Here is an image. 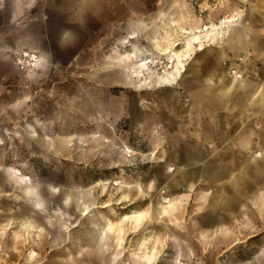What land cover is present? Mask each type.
Returning a JSON list of instances; mask_svg holds the SVG:
<instances>
[{"label": "rangeland", "instance_id": "obj_1", "mask_svg": "<svg viewBox=\"0 0 264 264\" xmlns=\"http://www.w3.org/2000/svg\"><path fill=\"white\" fill-rule=\"evenodd\" d=\"M233 1L36 0L32 19L0 21V264H60L65 247L64 264H113L108 252L84 243L79 255L60 240H73L78 228L85 234L97 224L102 230L107 219L121 224L124 215L139 210L146 220L128 235L129 244L140 236L157 240L160 264L170 262L167 251L180 250L186 264H264V96L245 98L254 91L251 85L263 89L264 65H249L248 59L236 65L235 38L184 56L182 77H157L153 88L128 79L129 62L110 63L130 50L122 39L131 24L140 33L133 40L158 53L140 21L168 27L170 15L181 14L191 23L200 19L203 28L232 14L218 16L225 9L217 8ZM262 1L256 0L255 10H264ZM220 30L222 36L226 28ZM199 34L192 42L196 51L201 40L211 42ZM32 48L49 55L43 69H34L24 55ZM255 57L263 58L264 49ZM158 60L151 62L153 74H176L168 55ZM238 73L247 82L221 93L224 78ZM211 96L219 102L216 111L206 105ZM188 149L221 153L215 160H222L226 176L218 181L195 173L187 184ZM207 190L212 193L198 194ZM70 192L74 198L67 203ZM176 197L181 201L174 212L162 216L166 199Z\"/></svg>", "mask_w": 264, "mask_h": 264}, {"label": "crops", "instance_id": "obj_2", "mask_svg": "<svg viewBox=\"0 0 264 264\" xmlns=\"http://www.w3.org/2000/svg\"><path fill=\"white\" fill-rule=\"evenodd\" d=\"M35 2H36V0H0V21L2 22V19H4V17H5L8 20H10V22L17 24V23H20L19 21H21V20L28 19V18L32 19L33 15L29 14V13H31L30 9L32 7H34ZM255 3H256V0H252V1H250V0H234L233 3H231V4L229 2L224 4L225 7L224 6L218 7L217 9H222V11L225 9V11L220 12L218 14V16L221 14H224V13H237L240 16L241 22L233 24L231 26H228L226 28L225 32L223 33L224 35H222V36L221 35L216 36L215 32L211 31L210 29H208L209 31L207 30L206 32L201 31L204 35L200 34V35H203L202 37L209 35L208 39H210V41H211L210 42L211 45L208 44L209 46L219 45L226 38H231V39L235 38V40L237 41L236 43H238V44H235V47L237 50V53L235 54L237 56L236 63H235L236 65H237V62L239 61V59L241 60V63H243V61H246V59H248L247 62H249V65H262V64L264 65V63H263L264 57L263 58L255 57L257 54L260 53V51L262 49H264V26H261L262 24H264V10H261V11L255 10V7H253V5ZM262 3H264V0L262 1ZM3 11H5V12H3ZM161 18H160V20H162ZM170 18H171V21H170V25L168 27L165 25L164 26L161 25L157 20H155V22L152 25H149L148 22H146L144 20L139 22L140 25L149 27L148 28L149 29L148 40H149V42H151L152 49H158L159 50L158 53H153L151 50L147 49L146 47H141L136 40H133V39H136V37H138L140 33L137 31V29H135L134 25L131 24L130 27L132 28V30H130L128 32V35L122 39L123 42H129L131 48L125 54L122 53L120 55L122 58L118 57V58H116V60L114 59L115 61L113 60L114 62L111 60L110 61L111 65H114L116 63L127 64L129 62V65L126 66L125 71L127 73L128 79L131 82L138 81L139 85L143 88H148V87L153 88V87L157 86V82H156L155 78L158 77L161 79L164 75H158V74L149 75L150 74L149 73L150 68L144 67L143 63L139 62V60H137L134 57V54H135L134 52L141 53L142 57H144L148 60L151 59L152 61H154V60L156 61V60H158V57L160 56V54L168 55L167 51L170 49L173 50L175 48V46H176L175 44H177L178 40H181V41H179L180 43L181 42L184 43L185 41L187 42V39H188V43H190V42L192 43L194 41V39L196 38V36H198V35H196L197 34L196 29L201 27L200 26V23H201L200 19H195L194 23H191V22H189V18H187V16L181 15V14L180 15H170ZM167 22L169 23V21H167ZM177 25H179L178 27L180 29L176 27ZM172 26L173 27L175 26V28L173 29ZM17 27H18L17 29H19L20 26H17ZM137 27H139V26H137ZM169 27H172V29L170 30V33H168L169 30H165V28L168 29ZM213 27H215V25H213ZM155 30H157V31H155ZM231 30L235 31L234 36H233V34H231ZM260 30H262V31H260ZM210 32H213V33H211V35H210ZM221 32H220V34H221ZM17 33L18 32H16V34ZM210 36H212V38ZM225 42L229 43L227 41H225ZM204 44H205V42H204ZM237 45H239L240 47H238ZM206 46H207V44H206ZM206 46L203 50H205L207 48ZM176 49H178L177 46H176ZM230 49H232V48H230ZM198 52H201V50L199 49V50H197L196 53L193 52L192 54H198ZM226 53H227V51H226ZM252 53H253V55L251 56L250 54H252ZM151 54L153 56L152 58H150ZM24 55L31 57L30 63H32L31 64L32 67L34 66V69H43L46 66L47 60L49 59V55L46 52L37 51L35 48H32V51H30V50L24 51ZM145 55H146V57H145ZM248 55L250 56L249 58H247ZM41 58H42V60H40ZM178 61H179V59L176 60V64L174 66L176 74L173 71H169L170 75L164 76L161 80H166V79L170 80L171 78L175 79L176 77H178L177 75H179V77H182V72L186 70V65H187L186 63H188V62H185V63L182 62V64H179ZM176 65H177V67H176ZM132 68H135L137 70V72L133 74ZM143 78H144V80H143ZM210 79L211 80L214 79V74H211ZM224 79H225V82H224L225 89H223V91L221 93L226 94V95L231 90V88L235 86L236 83L245 84L247 82V81H245V77H242V78L238 77L237 78V76H234V75L231 76L230 79L229 78H227V79L224 78ZM197 81H198V83H200V82L205 83V81H201V79H197ZM218 82H219V80H218ZM251 86H252V89H254V91L253 90L250 91V96L249 95L245 96V98L246 97L250 98L251 96H257V95H258V97L264 96V87H263V89H261L260 85H259V87H256L255 85H251ZM211 93H212V91L210 90V94ZM207 94H208V88L204 86V97L205 98H206ZM223 94H222V96H221V94H218L219 97L221 96L220 102H221V100H223ZM212 98H213V96H211V100L209 101V104H208V101L206 102L207 103L206 105H209V108H213L216 111V110H218L217 106H219V102H214ZM242 102L244 104L245 103L248 104L249 100H248V98L243 99ZM223 103H225V102H221L220 104H223ZM213 114H215V113H213ZM220 124L221 123H219V125ZM189 146H194L195 148L200 147L196 143H190ZM187 151H188L187 155H184L186 158L185 160L187 161L186 164H189V165L185 166V168H184V171H186V173H187V174L185 173L186 174L185 179L187 181V184L192 180V176L197 178V176H195L197 174H198V176L200 175V176H204V177L210 176L211 179L218 180V181L222 180L226 176L225 172L227 171V169L221 163L222 160H220V162L218 160H215V159L220 158L222 156L221 153L219 154L220 157H218L217 154L216 155L215 154L210 155V153L208 156H206V153H203L201 150H195L194 152H191L190 149H188ZM207 158L210 160H208ZM201 161H203V162L205 161L202 166L195 165V162H201ZM183 166L184 165L177 164L176 167L178 169H181V168H183ZM195 173H197V174H195ZM183 177H184V175H183ZM196 183H197V180L194 181V183L191 186H189L190 190H193L196 188V187H194V185ZM210 192H211V190L200 191V192H198V194H201V193L209 194ZM111 221L112 220H110V219L105 220V223H104L105 225L102 227V230H100L101 229L100 225L96 224V226H94L93 228H96L97 234L95 233L93 236H89L88 234H86L87 228L85 229L86 235L84 234V232L82 231L81 228H78L76 231V234H75L76 236L73 238V240L69 241L68 235L63 236L62 239L60 240V246H62V245L66 246L67 244H71L72 247H75L76 252H78L79 255H81V251L83 250L82 247H83L84 243H87L90 247L96 248L98 251L108 252L110 255H112L111 259H112L113 264H118L119 261L123 260V259L124 260L126 259L125 264H150V262L147 261L145 256L143 254H141L140 250L138 249L139 245L142 243V238H147V237L140 236L138 238V240H136L134 243L129 244L130 234L132 232L137 234L138 231H140V230H137L138 225L135 223L134 224L129 223V225H126V227L128 228L127 230H128L129 236L127 235L126 242H125V246L127 248V250L125 252L126 254L122 256L121 254H119L121 252L120 251L121 248L118 245V234L112 232V230H110V229L108 231V225L107 224H108V222H111ZM112 222H114V221H112ZM117 223L118 224H116V222H114L116 227H119L121 224H119L120 222H117ZM140 227H139V229H140ZM134 228H135V230H133ZM157 242L158 241L156 240V244L158 246V249L160 250V255L156 259L155 264H160V263H158V261H159L160 257L162 256L163 251L161 250V248L159 246L160 244H158ZM112 244H113V246H112ZM136 244H138V245L136 246ZM134 245L136 247H134ZM67 248L69 249L68 250L69 252H73V251L75 252V250H73L71 247L70 248L67 247ZM53 249H54L53 246H51V252ZM63 250L60 249V256H59L60 264H64V261H63L64 259L61 256H62V254H64L66 247ZM166 254H167L166 259L170 260V262H168L167 264H178L177 259L181 260V256L183 255L181 250L178 252L177 251L176 252L175 251H167ZM78 257L79 256L75 253L73 258L76 259ZM164 258L165 257L163 256V259ZM159 262H162V258H161V261H159ZM181 262H183V261L181 260ZM183 263L186 264L185 262H183Z\"/></svg>", "mask_w": 264, "mask_h": 264}, {"label": "bare ground", "instance_id": "obj_3", "mask_svg": "<svg viewBox=\"0 0 264 264\" xmlns=\"http://www.w3.org/2000/svg\"><path fill=\"white\" fill-rule=\"evenodd\" d=\"M238 16L239 17V14L237 13H232L231 15H229V20H227L228 22L227 23H213L211 26L207 25V26H204L203 28H197L196 31L197 32H206L208 29H210L211 31L215 32L216 36H220V29L222 28H227L228 26H231L233 24H236L235 23V18H238L236 17ZM226 21V20H225ZM224 21V22H225ZM241 22V21H240ZM213 25H215V27H213ZM157 31V30H155ZM209 31V30H208ZM213 32H210V35L211 33ZM191 34V33H190ZM197 35V34H196ZM200 35V34H199ZM204 35V34H203ZM224 35V34H223ZM199 37V36H196V38ZM212 38V36H210ZM215 37V36H214ZM216 38V37H215ZM168 39V38H167ZM183 39V38H182ZM204 39V38H203ZM210 40V39H209ZM156 41V40H155ZM167 41V40H166ZM199 41V40H198ZM214 41V40H213ZM202 44H201V47L199 48L201 51L205 48L206 46V43L204 45V41H202ZM151 43V42H150ZM180 42H177V44H175L176 46L179 45ZM167 44V43H166ZM197 47L200 46V43H197ZM208 44L211 45L210 42H207V46H209ZM165 45V44H164ZM166 46V45H165ZM176 46L173 50H166L168 53V56L172 59V65L171 67L175 66L176 64V60L179 59V64H182V60L186 59L184 58V56H189L191 57L192 53H196L197 51L195 50V44L194 43H188L186 44V46L182 49H176ZM172 47V46H171ZM165 49V48H164ZM139 51V50H138ZM134 52V51H133ZM134 57L139 60V62L143 63L144 67L146 68H150V74L149 75H154L153 72L151 71L152 69V65L150 62H152L151 59H146L144 57H142L141 53L139 52H134ZM154 53V52H153ZM37 54V53H36ZM45 56V55H44ZM48 57V56H47ZM121 57V56H120ZM146 57V55H145ZM122 58V57H121ZM42 60V58L40 59ZM155 61V60H154ZM159 60H156L155 61V65L158 63ZM171 61V60H170ZM114 62V61H113ZM154 63V62H153ZM32 63H30L31 65ZM34 67V66H33ZM36 67V66H35ZM177 67V65H176ZM131 69V68H130ZM237 69L234 70V74H237ZM132 72L133 74L137 72V70L135 68H132ZM148 72V71H147ZM165 74V73H164ZM129 76V75H128ZM158 76V75H157ZM240 76V74L238 73L237 75V78ZM242 76V75H241ZM164 77V76H163ZM162 77V78H163ZM161 78V79H162ZM172 79V78H171ZM230 79V78H229ZM228 79V80H229ZM167 80V79H166ZM238 81V80H237ZM243 83V82H242ZM131 85V83H130ZM148 85V84H147ZM40 123L44 124V122H41ZM30 128H32L33 130H35V134L40 136V134L37 132V129L35 127L34 124L32 123H29L28 124ZM44 155V154H43ZM258 155H261L258 154ZM171 171L174 170L175 168L171 165L170 168H169ZM169 170V171H170ZM28 177L25 178V176H21L20 177V180L21 181H26ZM28 187V186H27ZM71 192L69 193L67 199H66V202L69 203L70 201H72L71 199L74 198L72 197L71 198ZM84 200V199H83ZM86 200V199H85ZM168 203H164V205H162V207L159 209L160 213L162 214V216L168 214L170 211H173L174 212V209L178 206V204L180 203V199L179 197H176L175 199H172V200H168ZM75 202V201H74ZM39 206H44V203L42 201L38 202ZM83 209H84V214H89L90 211H91V208L90 206L86 203V204H83L82 205ZM94 207V206H93ZM40 209H44V208H40ZM68 209V208H67ZM37 211H40L39 209H36ZM69 211V209H68ZM172 212V213H173ZM68 213V212H66ZM174 214V213H173ZM146 215L147 213L144 211V210H139V211H134L132 214H126L123 216V218L120 220L122 223L119 227H116V225L114 224V222H108V229L112 230V232L114 233H117L118 234V245L120 246L121 248V252L119 254H121L122 256L125 255L126 253V246H125V242H126V237L128 235V228L126 227V225H129V223H132V224H137L138 225V228L137 230H139V227L142 226L146 220ZM91 216V214H90ZM148 218V217H147ZM153 219V218H152ZM79 221V220H78ZM32 222V221H31ZM33 223V222H32ZM32 223H27L28 227L32 228L33 227V224ZM71 223V222H70ZM78 223V222H77ZM125 224V225H124ZM131 229V228H130ZM45 230V229H44ZM135 230V229H133ZM47 231V230H46ZM109 231V230H108ZM97 232L96 228H93V227H88L86 229V234H88L89 236H93L95 233ZM97 234V233H96ZM16 237V236H15ZM42 238V237H41ZM43 239V238H42ZM18 240V239H17ZM29 240V239H28ZM151 240V241H150ZM30 243V242H29ZM12 247V246H11ZM132 249V248H131ZM138 249L140 250V253L143 254L145 256V258L147 259L148 262H150V264H155L156 262V259L158 258V256L160 255V250L158 249V246L156 244V241L153 239H144L142 240V243L139 245ZM129 251V250H128ZM138 252V251H137ZM36 252L33 251V255H35ZM177 263L178 264H183V262H181L179 259H177Z\"/></svg>", "mask_w": 264, "mask_h": 264}, {"label": "built area", "instance_id": "obj_4", "mask_svg": "<svg viewBox=\"0 0 264 264\" xmlns=\"http://www.w3.org/2000/svg\"><path fill=\"white\" fill-rule=\"evenodd\" d=\"M222 2V0H216V4L218 5V4H220ZM229 15H231V14H225V15H221L220 17H218L217 19H216V23H227L228 21L227 20H229ZM236 17H238V16H236ZM226 20V21H225ZM235 23H240V21H241V19H240V16L238 17V18H235ZM225 21V22H224ZM213 23H209L208 25L209 26H211ZM205 26H207V25H205Z\"/></svg>", "mask_w": 264, "mask_h": 264}]
</instances>
